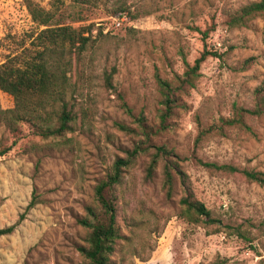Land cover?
Masks as SVG:
<instances>
[{
	"label": "rangeland",
	"instance_id": "1",
	"mask_svg": "<svg viewBox=\"0 0 264 264\" xmlns=\"http://www.w3.org/2000/svg\"><path fill=\"white\" fill-rule=\"evenodd\" d=\"M34 1L46 10L58 9L65 24L76 29L95 25V30L87 50L72 56L74 88L68 99L75 104L77 130L68 135L67 146L46 144L25 151L28 144L43 145L24 126L22 139L12 146L13 138L0 122V151L12 146L0 156V229L18 222L33 195L38 201L12 234L0 237V264L82 263L79 247L86 233L78 221L93 201L95 187L141 138L120 128L137 127L125 104L133 115L143 114L149 125H156L161 99L157 74L167 79L182 74L183 58L193 65L205 49L222 57L205 60L197 87L181 95L171 129L153 143L176 151L196 197L219 222L190 225L181 219L180 181L168 199L164 163L148 178L146 153L127 175L129 193L118 213L125 238L112 260L212 264L219 258L228 264H264V186L240 175L211 172L196 161L264 172V118L248 119L253 135L238 128L212 130L234 105L252 107L254 91L264 81L263 21L257 19L249 28L226 25L230 12L259 0H127L131 14L122 19L114 15L118 0ZM103 28L111 34L98 36ZM212 28L204 38L202 32ZM38 31L27 0H0V65L13 58L25 62ZM0 104L13 108L14 99L0 92Z\"/></svg>",
	"mask_w": 264,
	"mask_h": 264
},
{
	"label": "trees",
	"instance_id": "2",
	"mask_svg": "<svg viewBox=\"0 0 264 264\" xmlns=\"http://www.w3.org/2000/svg\"><path fill=\"white\" fill-rule=\"evenodd\" d=\"M114 15L124 18L130 15L127 0H118ZM27 7L33 22L38 26V32L28 49L32 55L23 63L10 59L0 65V92L14 99V107L3 109L0 104V122L3 123L9 136L16 145L23 136L24 126H28L39 143L26 145L25 151L41 150L46 144L52 146H67L69 134L77 130V111L75 104L68 99L74 86L71 83L72 56L82 55L93 38L95 25L76 29L62 22L63 13L57 10H46L34 0H27ZM136 18V16H132ZM257 19L263 21L262 41L264 44V0L250 2L239 9L230 12L226 25L230 29L249 28ZM214 31L202 32L204 38ZM105 29H99L98 36H107ZM209 57L221 58L222 55L205 49L194 64L184 57V71L167 79L157 74L156 80L160 93V109L158 123L149 125L143 114L133 115V111L125 104L126 112L134 119L137 127L120 125L126 132L140 136V141L133 150L127 151L126 158H118L106 178L94 191L93 201L85 207V215L78 221L85 230L84 244L79 247L82 257L80 264H115L112 260L117 251L118 242L125 237L118 222L119 203L129 193L127 175L136 164L138 158L150 154L147 166V177L152 178L160 162L164 163L163 187L168 199L174 196L175 181L178 179L183 191L179 200L178 216L190 225H214L217 221L212 212L200 201L192 187L189 175L181 166V159L173 148L166 144H154L153 139L161 133L170 130V119L179 106L183 93L197 87L201 78V68ZM251 60V59H249ZM248 61H246L247 63ZM244 67L243 69H246ZM249 118H264V81L254 91L252 107L234 105L231 115L222 118L212 130L224 132L229 128H238L254 134ZM207 131H203L205 134ZM12 146H5L0 156L8 154ZM197 163L211 172L228 175H240L251 183L264 186V172L232 164H218L196 158ZM35 195L25 209L24 215L12 226L0 229V237L10 235L20 224L25 215L37 205ZM212 264H228L227 259H216Z\"/></svg>",
	"mask_w": 264,
	"mask_h": 264
},
{
	"label": "built area",
	"instance_id": "3",
	"mask_svg": "<svg viewBox=\"0 0 264 264\" xmlns=\"http://www.w3.org/2000/svg\"><path fill=\"white\" fill-rule=\"evenodd\" d=\"M116 26H117V27H120V26H121V23H120V22H118V23L116 24Z\"/></svg>",
	"mask_w": 264,
	"mask_h": 264
}]
</instances>
